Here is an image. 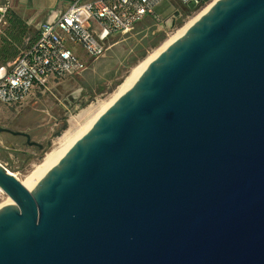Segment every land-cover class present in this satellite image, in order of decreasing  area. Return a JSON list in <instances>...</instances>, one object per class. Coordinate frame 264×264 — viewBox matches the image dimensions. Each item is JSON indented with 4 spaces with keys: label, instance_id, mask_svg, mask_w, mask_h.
<instances>
[{
    "label": "water",
    "instance_id": "obj_1",
    "mask_svg": "<svg viewBox=\"0 0 264 264\" xmlns=\"http://www.w3.org/2000/svg\"><path fill=\"white\" fill-rule=\"evenodd\" d=\"M0 190V264H264V0H216L32 190L2 165Z\"/></svg>",
    "mask_w": 264,
    "mask_h": 264
},
{
    "label": "rangeland",
    "instance_id": "obj_2",
    "mask_svg": "<svg viewBox=\"0 0 264 264\" xmlns=\"http://www.w3.org/2000/svg\"><path fill=\"white\" fill-rule=\"evenodd\" d=\"M215 1L203 3L193 12H182L174 29L159 30L160 24L171 15L172 3L166 1L155 9V18L146 17L129 34L114 35L110 49L96 60L87 58L78 46L69 43V49L85 64L82 73L52 83L44 92L35 94L33 90V97H29L20 106L0 104L1 127L13 132H28L32 141L43 146L39 150L27 146L23 138L0 133V165L19 182L25 181L45 155L57 147L58 140L65 132L80 130L98 113L102 103L109 102L140 63ZM3 27L2 24L0 32ZM156 32H160V36L152 39V33ZM76 91H80L79 100L67 107L63 101ZM7 205H10L7 196L0 193V208Z\"/></svg>",
    "mask_w": 264,
    "mask_h": 264
},
{
    "label": "built area",
    "instance_id": "obj_3",
    "mask_svg": "<svg viewBox=\"0 0 264 264\" xmlns=\"http://www.w3.org/2000/svg\"><path fill=\"white\" fill-rule=\"evenodd\" d=\"M166 1L170 0L74 1L55 24L37 29L35 42L0 81V104L20 106L33 90L44 92L52 83L74 78L84 71L85 64L69 49V43L96 60L110 49L114 35L131 33ZM178 1L188 5L194 0Z\"/></svg>",
    "mask_w": 264,
    "mask_h": 264
},
{
    "label": "bare ground",
    "instance_id": "obj_4",
    "mask_svg": "<svg viewBox=\"0 0 264 264\" xmlns=\"http://www.w3.org/2000/svg\"><path fill=\"white\" fill-rule=\"evenodd\" d=\"M212 5V4H211ZM210 5V6H211ZM207 7L199 16L186 24L185 27L180 29L169 41L164 43L160 49L156 50L153 54L148 56L142 63H140L130 74V76L124 81V83L117 89L118 91L113 95V97L107 103H102L98 108V113L93 116L80 130L73 131L68 130L65 132L62 137L58 140L57 147L45 155L43 161L35 167L33 172H31L26 178L25 181L21 184L27 189L32 190L36 184L45 176V174L57 164V162L64 156V154L71 148V146L79 140L84 134H86L89 129L92 127L94 122L103 114L122 94L128 91L141 73L146 69V67L156 59L170 44L175 40L180 38L189 27L202 16L209 8ZM56 146V145H55ZM2 192V191H1ZM8 198V197H7ZM8 203L12 204L11 200L8 198Z\"/></svg>",
    "mask_w": 264,
    "mask_h": 264
},
{
    "label": "crops",
    "instance_id": "obj_5",
    "mask_svg": "<svg viewBox=\"0 0 264 264\" xmlns=\"http://www.w3.org/2000/svg\"><path fill=\"white\" fill-rule=\"evenodd\" d=\"M74 1L76 0H10L11 15L22 20L31 31H29L27 36H24L21 45L7 40V53L5 55L0 53V70L5 69L7 74L20 55L27 51L35 42L38 34L37 29L46 24L47 21L53 20L51 13L57 12L62 15ZM82 1L90 2L92 0ZM151 17L155 18V13ZM4 31L0 32V51L3 49L2 45H4V40L6 39ZM29 97L33 96L30 95Z\"/></svg>",
    "mask_w": 264,
    "mask_h": 264
},
{
    "label": "trees",
    "instance_id": "obj_6",
    "mask_svg": "<svg viewBox=\"0 0 264 264\" xmlns=\"http://www.w3.org/2000/svg\"><path fill=\"white\" fill-rule=\"evenodd\" d=\"M208 1L210 0H202L201 3L196 6L195 5H193L192 7L187 6L185 12H193L199 7V5H202L203 3H206ZM29 31H31V29L28 28L22 20L15 17L14 15H11L9 26L4 31L6 39L4 40V45H2L3 49L0 51L1 55H5V53H7V46H8L7 40H9L11 43H18L19 45H21L23 43L22 39L24 38L25 35L27 36ZM159 36L160 35L153 36L152 39L158 38Z\"/></svg>",
    "mask_w": 264,
    "mask_h": 264
},
{
    "label": "flooded vegetation",
    "instance_id": "obj_7",
    "mask_svg": "<svg viewBox=\"0 0 264 264\" xmlns=\"http://www.w3.org/2000/svg\"><path fill=\"white\" fill-rule=\"evenodd\" d=\"M169 2L172 3L171 13L170 14H172L174 12H179L180 17H181L182 16V12L186 11L187 5H183L178 0H170ZM10 16H11L10 0H0V26L2 24L4 25L3 30H6L7 27L9 26ZM152 34H153V36H157V35H160V32H156V33H152ZM1 128H4V127H1ZM18 133H24V134H28L30 136V134L28 132H18ZM3 134H8V133H3ZM18 137L23 138L25 140V144L27 146H29L25 137H23V136H18ZM30 139H31V142H35V141H32L31 136H30ZM35 143H37V142H35ZM40 146L41 147H34V148L42 150L43 146L42 145H40Z\"/></svg>",
    "mask_w": 264,
    "mask_h": 264
}]
</instances>
